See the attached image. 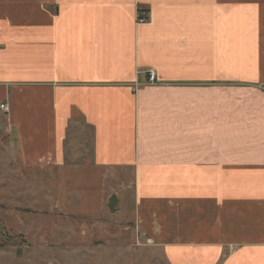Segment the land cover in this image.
Segmentation results:
<instances>
[{
    "label": "crops",
    "instance_id": "0c3cea01",
    "mask_svg": "<svg viewBox=\"0 0 264 264\" xmlns=\"http://www.w3.org/2000/svg\"><path fill=\"white\" fill-rule=\"evenodd\" d=\"M0 102L19 164L132 174L169 264H264V0H0Z\"/></svg>",
    "mask_w": 264,
    "mask_h": 264
},
{
    "label": "rangeland",
    "instance_id": "374dc122",
    "mask_svg": "<svg viewBox=\"0 0 264 264\" xmlns=\"http://www.w3.org/2000/svg\"><path fill=\"white\" fill-rule=\"evenodd\" d=\"M67 138L69 158L76 150L71 160L87 163L89 158L78 157L90 155V138L80 146L76 129ZM16 157L13 132L0 110V264H169L170 224L159 235L156 224L137 222L132 174L113 173V180L102 181L103 174L80 166L62 179ZM112 194L118 199L114 212L107 205Z\"/></svg>",
    "mask_w": 264,
    "mask_h": 264
},
{
    "label": "built area",
    "instance_id": "2783aa9c",
    "mask_svg": "<svg viewBox=\"0 0 264 264\" xmlns=\"http://www.w3.org/2000/svg\"><path fill=\"white\" fill-rule=\"evenodd\" d=\"M146 21V17H145V13L138 9L137 10V22L139 23H142V22H145ZM146 75H147V80L148 82L152 83L155 78H156V72L154 70H147L146 72ZM133 89L135 88V86L132 87ZM8 104L6 102H0V110L3 112V113H7L8 112ZM230 249V248H229Z\"/></svg>",
    "mask_w": 264,
    "mask_h": 264
},
{
    "label": "water",
    "instance_id": "95a60500",
    "mask_svg": "<svg viewBox=\"0 0 264 264\" xmlns=\"http://www.w3.org/2000/svg\"><path fill=\"white\" fill-rule=\"evenodd\" d=\"M116 203H117V197L115 194H112L108 200V208L110 211H113V212L115 211Z\"/></svg>",
    "mask_w": 264,
    "mask_h": 264
}]
</instances>
